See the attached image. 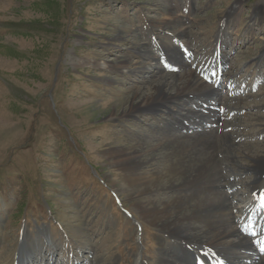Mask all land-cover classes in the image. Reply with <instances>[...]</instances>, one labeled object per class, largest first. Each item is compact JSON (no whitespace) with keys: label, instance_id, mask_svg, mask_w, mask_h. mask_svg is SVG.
I'll return each instance as SVG.
<instances>
[{"label":"rangeland","instance_id":"374dc122","mask_svg":"<svg viewBox=\"0 0 264 264\" xmlns=\"http://www.w3.org/2000/svg\"><path fill=\"white\" fill-rule=\"evenodd\" d=\"M220 58L232 92L212 88ZM189 72L208 89L128 112L162 96L159 76L172 93ZM190 122L207 125L226 189L264 181V0H0V260L18 243L20 256L50 251L38 264H163L175 239L140 207L185 192L135 195L119 160L141 149L142 171L167 172L201 133Z\"/></svg>","mask_w":264,"mask_h":264},{"label":"bare ground","instance_id":"6f19581e","mask_svg":"<svg viewBox=\"0 0 264 264\" xmlns=\"http://www.w3.org/2000/svg\"><path fill=\"white\" fill-rule=\"evenodd\" d=\"M219 47L217 43V50ZM170 57L171 62H183L182 57L174 54ZM158 79L154 87L162 96L149 95L142 103L133 104L128 112H140L141 105H147L150 101L162 100L168 96L171 98V95L178 96L185 91L198 90L200 92L209 87L191 72L175 78L174 84L169 83V87L174 89L172 93L167 91L168 87L163 91L164 86L168 84L166 78L159 76ZM215 98L210 97V105L215 104ZM151 110L155 112V109ZM205 126L207 125L190 122L183 127V131L201 133H194L192 138L190 134L185 137L186 143H178L180 149L175 152L177 159L170 165L167 172L159 169L153 172L142 171L145 162L140 158L145 151L141 149L121 150L119 163L127 174V185L130 191H134L138 196L158 188L161 189L163 186L166 187L165 189L185 192L184 196L182 194L174 198L164 207H160L157 203L154 204L155 200L146 201L140 207L142 218H148L153 223L160 221L161 230L175 239L173 248L169 246L163 255V264H264V251L260 244L264 238V206H262L264 181H261L259 177L256 180L257 183L243 182L248 190L247 193L243 191L244 189L237 192L226 189L228 184H232L229 180L230 175L223 170V166L225 165L226 169L227 164L216 159L217 145L212 140L213 138L204 139ZM160 147L159 144L154 147V150ZM190 153L198 156L195 155L192 159ZM256 169L257 176H260L261 165H256ZM165 176H168V184L165 181L163 183ZM177 179H180V182L179 180L175 182ZM192 198L196 199V205L190 203ZM174 212L177 215L171 217ZM182 212L185 213L182 215ZM22 242L29 249L34 244L33 240L25 238H22ZM19 249L17 243L4 258H1L0 264H38V260L50 254V251L45 249L40 255L24 256L22 254L20 256L18 255ZM69 263L79 264L78 258H72L71 262L68 259L67 264Z\"/></svg>","mask_w":264,"mask_h":264}]
</instances>
